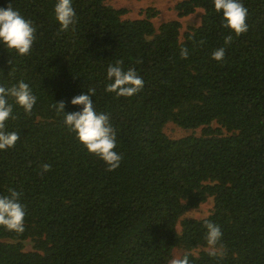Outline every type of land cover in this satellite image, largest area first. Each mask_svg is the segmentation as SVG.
I'll list each match as a JSON object with an SVG mask.
<instances>
[{"label":"trees","instance_id":"trees-1","mask_svg":"<svg viewBox=\"0 0 264 264\" xmlns=\"http://www.w3.org/2000/svg\"><path fill=\"white\" fill-rule=\"evenodd\" d=\"M107 1L72 0L76 23L61 31L58 0H0L36 28L27 55L0 42V86L23 80L37 97L30 115L9 98L6 130L20 138L0 150V195L20 192L26 216L23 233L0 226V264H169L176 249L190 264H264V0H241L248 31L239 36L214 0L176 5L179 18L203 11L183 35L179 20L156 28V10L123 19ZM221 47L224 60L212 59ZM117 61L144 81L132 97L105 91ZM89 88L116 132L114 171L53 107L82 111L71 100ZM169 123L200 133L172 139ZM44 164L51 171L41 174ZM210 199L208 217H185ZM205 221L223 233L216 256L198 251Z\"/></svg>","mask_w":264,"mask_h":264},{"label":"clouds","instance_id":"clouds-1","mask_svg":"<svg viewBox=\"0 0 264 264\" xmlns=\"http://www.w3.org/2000/svg\"><path fill=\"white\" fill-rule=\"evenodd\" d=\"M217 12H222L224 27L230 28L237 36L248 31V9L241 0H214ZM56 19L61 25V31H67L76 23V13L72 6V0H58L55 6ZM36 40V28L32 21L24 18L19 11L14 10L10 4L7 9L0 8V42L8 49L16 50L20 55L30 53ZM232 42V36L225 37V44ZM203 43V41H201ZM226 50L221 47L212 53V59L222 61ZM181 59H187L188 49L182 48ZM123 61H117L115 65L107 68V78L112 81L105 89L106 92L116 93L118 97H132L144 87L143 79L134 68L125 70L121 65ZM95 89L89 88V94L75 96L71 100L72 105H82V111L66 113L65 102H55L53 107L57 114H63L64 123L70 131L74 132L79 141L91 154H95L107 165L108 171H114L120 167L122 155L115 151L117 147L116 132L109 121V116L97 113L94 107L93 97ZM13 98L15 103L22 107L27 114H31L37 97L32 93L29 85L21 80L11 87L0 86V150H7L16 145L19 133L8 132L6 121L13 112V105L9 103ZM51 171L49 164L42 165V173ZM22 194L10 190L9 195H0V226L9 231L23 233L25 231V207L20 202ZM206 243L208 254L216 256L220 254L222 230L220 226L210 221H205ZM219 246V247H218ZM170 264H190L187 255L174 257Z\"/></svg>","mask_w":264,"mask_h":264},{"label":"rangeland","instance_id":"rangeland-1","mask_svg":"<svg viewBox=\"0 0 264 264\" xmlns=\"http://www.w3.org/2000/svg\"><path fill=\"white\" fill-rule=\"evenodd\" d=\"M182 0H143V1H129V0H108L106 3L116 9H125L127 14L123 17V19H142L145 17V11L147 9H154L158 12V15L152 19L155 27L158 28L161 24L171 21V20H179L182 23L181 34L183 35L189 26H199L201 24V17L203 14L202 10H198L195 14L190 15L188 17L179 18L178 13L176 11V5ZM165 133L172 139H179L193 133H200L198 131L192 130H183L177 127L173 123H169L165 129ZM214 203L213 200L210 199L208 202L203 204L198 210L190 211L185 215L186 218L193 219H203L208 217L213 209ZM180 230V226H179ZM25 249L27 251H31L33 249V245L30 241L25 243ZM200 250H207L206 248H201ZM197 251V252H198ZM183 254L182 250L176 249L173 253L174 257H181ZM170 264V263H169Z\"/></svg>","mask_w":264,"mask_h":264}]
</instances>
